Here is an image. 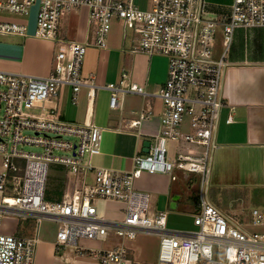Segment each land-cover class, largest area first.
<instances>
[{
  "label": "built area",
  "instance_id": "obj_1",
  "mask_svg": "<svg viewBox=\"0 0 264 264\" xmlns=\"http://www.w3.org/2000/svg\"><path fill=\"white\" fill-rule=\"evenodd\" d=\"M36 5L35 36L53 40L58 50L47 76L0 70V264H35L39 241L38 236L2 232L5 213L58 220L59 246L75 245L82 250L80 239L105 240L112 228L131 240L142 233L158 234L159 255L151 264H264V232L249 233L236 225L208 196L221 110L226 105L228 63L225 53L214 57L216 32L223 28L227 49L237 28H264V0H233L227 17L211 14L206 0H152L150 9L140 8L133 0H0L1 13L19 18L0 19V37L26 35ZM81 6L90 8L91 38L68 42L62 35V22ZM114 21L122 23L126 36L133 35L132 52L168 57V75L159 94L164 102L161 131L151 138L148 153L134 157V168L127 172L88 162L101 150L99 126L60 118L66 88L71 89L74 102L85 86L90 87V97H95L97 85L82 75L84 58L90 45L108 48ZM106 88L114 109L120 106L121 93L147 95L135 83L127 87L110 83ZM56 98L57 106L51 111L47 103ZM32 110L42 113L31 114ZM152 114L151 107L145 109L132 125H140ZM232 121L231 115L228 122ZM20 145L41 150L26 151ZM52 162L63 163L75 173L92 170L95 182L76 190L72 198L48 202L45 190ZM177 170L199 176L195 230L169 229L168 213H152L149 193L135 187L143 172H161L177 180ZM99 198L124 202V218L110 223L101 219L94 203ZM252 217L255 225L264 226V210L253 209ZM92 251L99 252L103 264H134L124 243Z\"/></svg>",
  "mask_w": 264,
  "mask_h": 264
},
{
  "label": "crops",
  "instance_id": "obj_2",
  "mask_svg": "<svg viewBox=\"0 0 264 264\" xmlns=\"http://www.w3.org/2000/svg\"><path fill=\"white\" fill-rule=\"evenodd\" d=\"M133 1L143 9L152 7V0H147V7H143L144 0ZM216 2V5H209L207 2V10L213 15L227 17L233 0ZM37 9V5L33 6L26 35L7 33L0 37V70L36 76L51 73L58 48L53 40L35 36ZM0 19L19 18L1 13ZM61 29L68 42L88 41L91 38L90 8L81 6L73 10L64 18ZM108 43L106 49L90 45L84 58L82 75L86 82L97 85L95 97H90V87L85 86L78 94L77 102H74L71 89L66 88L60 118L73 124L93 123L99 126L103 130L101 150L89 157L88 162L95 167L127 172L134 168V157L137 154L147 153L144 151V143L161 131L160 116L164 111V102L159 94L167 79L168 58L157 63L154 55L132 52L134 37L132 34L125 35L124 27L119 21H114ZM224 53L228 63L224 80L226 105L221 110L219 121L217 147L212 162V181L210 177L212 193L209 199L232 222L234 217L239 216L238 220L242 224L246 223V214V218L250 217V222L253 223V209L264 210V28H237L227 49L223 39V49L218 55L214 54L215 59ZM124 73H127L125 78ZM110 83L122 87L135 83L142 86L147 95L137 92L121 93L120 106L114 109L110 106L111 91L106 88ZM100 92L103 95L101 101L98 100ZM57 103L58 98L51 100L47 106L52 111ZM149 107L153 113L151 118L133 126L132 123ZM231 115L233 121L229 123ZM94 182L95 172L92 170L85 169L75 173L63 163L52 162L45 200L60 202L72 198L76 190ZM135 187L153 198V206L150 208L152 213L168 211L160 208L162 202L168 209L183 208L193 218L199 211V186L192 197L185 189L186 186L174 182L168 174L143 172L136 178ZM229 189L241 192L247 202L252 204L250 214L243 211L241 205L236 204L238 209H232L224 204L221 198ZM175 196H179L177 200H174ZM235 200L240 201L242 197H235ZM94 203L98 216L109 223L120 221L125 216L124 202L99 198ZM167 213L169 216V212ZM17 217L15 229L7 234L38 236L37 247L50 252L52 260H58L56 251L60 247L57 244L60 222L36 214ZM244 226L242 228L246 229ZM142 234L134 241L131 240V246L124 243L125 238L122 239V243L129 248V256L134 264H144L140 261L141 257L144 258L143 254L137 252L141 247L138 241ZM116 235L115 230L110 228L108 236L113 238ZM108 236L105 240L86 239L85 247L90 250L106 249L102 245L107 242ZM121 244L114 243L109 250ZM46 256L49 257L48 254Z\"/></svg>",
  "mask_w": 264,
  "mask_h": 264
},
{
  "label": "rangeland",
  "instance_id": "obj_3",
  "mask_svg": "<svg viewBox=\"0 0 264 264\" xmlns=\"http://www.w3.org/2000/svg\"><path fill=\"white\" fill-rule=\"evenodd\" d=\"M209 5H216L217 2L216 0H209L207 1ZM151 3V2H150ZM148 4V8L151 7V4ZM147 0H144L143 2V7H147ZM1 14V12H0ZM29 24H30V18ZM224 31L222 27H219L216 32V39H215V44H214V54L218 55V53L221 52V49H223V39H224ZM154 61L157 63H162L165 61L168 57L161 54V53H154ZM165 56V57H164ZM219 57V56H217ZM103 99V95L100 92L98 100L101 101ZM31 114L35 115H40L42 113L41 110H32ZM69 113L70 110L68 111ZM188 126L185 124L184 129H187ZM27 133H30V131H26ZM20 148H23L24 150L28 151H40L41 148L36 147V146H31V145H20ZM58 154H65L67 152L57 150L56 151ZM214 175V172H213ZM177 180L176 183H181L183 186H186V190L190 193L192 197H194L195 193H197V189L199 186V176L197 174H185L181 170H177ZM212 176V168H211V175ZM212 181V177H211ZM48 182V180H47ZM214 191V190H213ZM216 192V191H214ZM212 193V188H211V182L209 185V190L208 194L210 197V194ZM7 195H11V192H7ZM225 195L222 196V200L224 204L232 209L234 207L236 209L237 205H241V209L243 211H248L247 213L250 214L251 210L253 209V206L251 203H248L247 200L244 198L242 193H238L237 191L233 189H229L224 193ZM217 195V193L215 194ZM234 197V200L232 199ZM235 197L237 199L242 197V200L238 201L235 200ZM1 200V198H0ZM149 206H153V198L150 197L149 199ZM237 204V205H236ZM161 209H167L169 212L168 216V228L169 229H174V230H184V231H190V230H195L197 229V226L194 225V218L183 208L180 209H168L167 206H164V202H162ZM152 210V209H151ZM165 212V211H164ZM239 217V216H238ZM238 217L233 218V222L238 225L243 227L247 223L251 221L250 217L246 218L245 214V219L246 223L242 224L243 222L238 220ZM17 215L12 214V213H5L3 214V226L1 228V231L4 233H11L17 224ZM242 220V218H240ZM249 233H263L264 232V226L260 225H255L254 223H249L248 225L244 226ZM122 237L119 235H116V237H110L108 236L107 242H104V245L102 247L109 249L113 246L114 243L121 244L122 243ZM85 240L86 239H80L79 240V246L82 247V250L76 247L75 245H66V246H60L59 249L56 251L57 255L59 256L58 260H52V255L50 252H47V250H43L42 247H37L38 250V258H37V253H36V259H37V264H103L102 263V258L99 252L97 251H92L89 250L88 248L85 247ZM134 241V240H133ZM140 241V242H139ZM138 244L141 245L139 246L140 250L139 253H142L144 258L141 257L142 263L144 264H150L152 262H155L158 258L159 255V248H160V236L154 235V234H142L139 237ZM124 243H127L131 246V239L125 238ZM120 246V245H119ZM46 254L49 255V257L46 256ZM140 257V256H139ZM132 261V260H131ZM133 263V262H132ZM36 264V261H35Z\"/></svg>",
  "mask_w": 264,
  "mask_h": 264
},
{
  "label": "water",
  "instance_id": "obj_4",
  "mask_svg": "<svg viewBox=\"0 0 264 264\" xmlns=\"http://www.w3.org/2000/svg\"><path fill=\"white\" fill-rule=\"evenodd\" d=\"M144 147L146 148L144 151L148 153L149 150H150V141H146V142L144 143ZM178 197H179V196H175V197H174V200H177Z\"/></svg>",
  "mask_w": 264,
  "mask_h": 264
}]
</instances>
